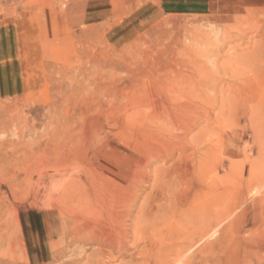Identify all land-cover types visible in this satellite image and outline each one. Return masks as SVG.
<instances>
[{"label":"rangeland","instance_id":"374dc122","mask_svg":"<svg viewBox=\"0 0 264 264\" xmlns=\"http://www.w3.org/2000/svg\"><path fill=\"white\" fill-rule=\"evenodd\" d=\"M0 264H264V0H0Z\"/></svg>","mask_w":264,"mask_h":264},{"label":"bare ground","instance_id":"6f19581e","mask_svg":"<svg viewBox=\"0 0 264 264\" xmlns=\"http://www.w3.org/2000/svg\"><path fill=\"white\" fill-rule=\"evenodd\" d=\"M197 197L198 196L196 195L195 199L198 200ZM131 206L132 205H128V208L131 209ZM190 206H192V207L189 208ZM190 206L188 207L189 209L185 208L186 211H185V209H183L184 211L183 210L182 211H177L178 218H176L175 222H174V220H172V218L169 219V221L172 220V222H173V223L171 222V225L169 224V226L165 224L167 222V217H169L168 214H166L167 212L166 211L164 212L165 209L162 211V213L160 212L158 217L152 215L151 218H147L145 216L138 215L135 218V221L131 222L132 224H131L130 228L127 227L126 229H124V231L122 232V235H123V237L128 236L129 229H132L134 237L137 238V239H140V237H144L146 239L147 236L153 239L154 237H158L159 234L162 233L161 229H159V227H158V225L162 221L163 222L162 224H165L168 227V228L166 227L167 229L173 227L167 232L169 234L168 236H170L171 239L175 238V237H173L174 234L178 235L180 237V240H179L180 243H179V246L176 247V249L178 250L177 251L178 253H182L183 251H186L187 248H190L192 243L198 242V241H201V240L205 239L206 235L209 232L208 225L206 223L207 221L205 220L204 216L202 215L203 212H201L199 210L198 204L197 203H194V204L192 203V205H190ZM166 209L168 211V208H166ZM122 215L123 214L120 213L118 216L122 217ZM129 215L130 214H128V216H126V217H129ZM170 217H172V216H170ZM118 220H119V218H118ZM145 221H146V223L148 225V229H146V228L144 229L141 226L142 225L141 222H145ZM218 223L219 222H217V224ZM120 238H122V237L120 236ZM154 242L156 243V240L155 241L153 240L152 244H154ZM169 250H175V248H170Z\"/></svg>","mask_w":264,"mask_h":264}]
</instances>
